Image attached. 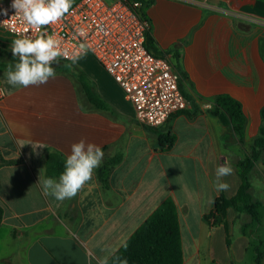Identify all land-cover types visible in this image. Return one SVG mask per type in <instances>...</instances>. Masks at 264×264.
I'll return each instance as SVG.
<instances>
[{
  "label": "crops",
  "instance_id": "1",
  "mask_svg": "<svg viewBox=\"0 0 264 264\" xmlns=\"http://www.w3.org/2000/svg\"><path fill=\"white\" fill-rule=\"evenodd\" d=\"M198 1L223 13L185 0H155L145 11L155 53L167 56L179 72L189 103L161 128L138 124L124 95L91 70L86 73L108 111L91 106L80 92L78 74L68 73L64 63L52 65L56 75L47 84L9 85L5 72L18 62L11 52L17 37L0 30L5 94L0 99V264H107L167 199L177 208L183 264H254L253 239L245 229L252 216L229 208L214 226L206 216L221 194L228 199L238 194L237 164L249 155L263 125L264 0ZM82 58V66L96 62ZM222 95L242 106L243 142L229 118L226 123L212 114ZM169 130L175 143L162 149L159 135ZM81 139L102 148L100 166L122 155L108 188L100 185L96 168L75 197L45 196L38 178H45L46 155L57 151L67 158ZM225 163L233 168L222 178L230 188L218 193L215 170ZM250 181L253 200L263 206V227L264 161L256 163Z\"/></svg>",
  "mask_w": 264,
  "mask_h": 264
},
{
  "label": "built area",
  "instance_id": "2",
  "mask_svg": "<svg viewBox=\"0 0 264 264\" xmlns=\"http://www.w3.org/2000/svg\"><path fill=\"white\" fill-rule=\"evenodd\" d=\"M153 1L80 0L58 22L38 30L16 14L12 0H0V30L17 38H35L46 32L54 35L70 56L85 43L88 51L84 56L93 57L119 86L133 106L138 124L161 128L174 115L187 110L189 103L180 87V74L170 59L153 54L145 46L151 24L140 10L144 2ZM185 1L223 13L222 9L198 0ZM58 59L73 63L71 59ZM4 95L0 88V99Z\"/></svg>",
  "mask_w": 264,
  "mask_h": 264
},
{
  "label": "trees",
  "instance_id": "3",
  "mask_svg": "<svg viewBox=\"0 0 264 264\" xmlns=\"http://www.w3.org/2000/svg\"><path fill=\"white\" fill-rule=\"evenodd\" d=\"M152 2H144L140 10L142 17L146 18V8ZM146 48L155 53L156 42L149 30L145 40ZM160 56V55H158ZM67 63V62H58ZM54 64V63H53ZM56 69V68H55ZM57 70H59L57 68ZM81 91L88 98L91 106L97 110H110L109 104L101 97L96 90V85L90 78L80 71L78 74ZM184 112V111H183ZM196 112L187 113L193 116ZM213 116L219 117L222 122L227 123V118L231 121L234 133L243 142L245 134V115L241 104L230 96L222 95L217 97ZM226 116H225V115ZM225 116V117H224ZM263 125L259 134L252 144L249 155L237 164L238 173L242 180L238 194L231 199L221 194L215 204L214 211L206 216V220L212 225H218L224 221L229 208H234L238 212H245L252 216L253 222L246 226L249 232L254 227L262 224V204L255 202L250 194L251 181L250 173L256 163L261 159L264 152V108L261 112ZM175 143V135L170 130L159 135V144L162 149H170ZM122 155L118 154L105 161L96 170V175L100 185L106 189L109 186V178L112 170L121 162ZM66 158L57 151L49 152L45 158V177L59 179L64 170ZM3 217V209L0 207V225ZM250 234V232H249ZM253 246L255 252L254 264H263L264 251L262 241ZM183 264L182 241L180 224L175 203L172 199H167L134 233L126 244L107 262V264Z\"/></svg>",
  "mask_w": 264,
  "mask_h": 264
},
{
  "label": "clouds",
  "instance_id": "4",
  "mask_svg": "<svg viewBox=\"0 0 264 264\" xmlns=\"http://www.w3.org/2000/svg\"><path fill=\"white\" fill-rule=\"evenodd\" d=\"M74 0H12V8L29 25L38 30L58 22L72 8ZM81 36L85 33L81 31ZM88 46L79 45V51L69 55L61 47V42L46 32H40L35 38L22 35L11 42V52L18 62L9 63L5 75L7 83L13 87L40 86L47 84L50 78H55L53 63H58L60 57L71 59L76 63L86 55ZM211 108V104H206ZM103 150L98 145L86 143L83 139L71 145V153L67 156L64 170L59 179L51 177L38 178L45 196L51 195L57 201L75 197L84 185L92 179L94 169L98 168L103 159ZM233 173L230 164L220 165L215 170V190L227 191L230 185L222 178ZM101 264H106L102 261ZM126 264V261L122 262Z\"/></svg>",
  "mask_w": 264,
  "mask_h": 264
},
{
  "label": "rangeland",
  "instance_id": "5",
  "mask_svg": "<svg viewBox=\"0 0 264 264\" xmlns=\"http://www.w3.org/2000/svg\"><path fill=\"white\" fill-rule=\"evenodd\" d=\"M80 60L77 61L76 63H64V66L68 70V73L73 74L71 71H74L77 74H79L80 71H83L85 73L88 70L94 71L101 78H103L107 82V84L112 88V90L114 92L117 93V95H119V97L120 96H123V93L121 91H119L118 88L116 87V85H114L110 81V78L108 77V75L105 73V71L95 61H92L91 60V61L87 62L86 63L87 67H86V66L80 65ZM86 75L91 79V77L87 73H86ZM79 89H80V92L82 93V95L85 96V94L81 91V86L80 85H79ZM96 90H97V92L99 94H101V92H99V89H98V86L97 85H96ZM103 92H105V91L103 90ZM251 149H252V146H251ZM260 161H264V152L262 153V156H261ZM249 232H250V235H251V237L253 239V244L254 245L258 242L257 241L258 238L262 241V250H263V248H264V245H263V242H264V225H263V227L262 226L261 227H254Z\"/></svg>",
  "mask_w": 264,
  "mask_h": 264
},
{
  "label": "water",
  "instance_id": "6",
  "mask_svg": "<svg viewBox=\"0 0 264 264\" xmlns=\"http://www.w3.org/2000/svg\"><path fill=\"white\" fill-rule=\"evenodd\" d=\"M80 0H74V3H73V6L76 4V3H78ZM72 6V7H73Z\"/></svg>",
  "mask_w": 264,
  "mask_h": 264
}]
</instances>
